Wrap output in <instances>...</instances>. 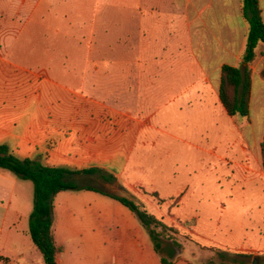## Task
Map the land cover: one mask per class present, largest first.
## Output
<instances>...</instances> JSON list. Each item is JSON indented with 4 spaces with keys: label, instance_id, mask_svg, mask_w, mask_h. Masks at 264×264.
Listing matches in <instances>:
<instances>
[{
    "label": "crops",
    "instance_id": "crops-1",
    "mask_svg": "<svg viewBox=\"0 0 264 264\" xmlns=\"http://www.w3.org/2000/svg\"><path fill=\"white\" fill-rule=\"evenodd\" d=\"M39 3L44 17L59 22L58 25L43 24L44 17L38 12ZM149 4L148 0H34L24 9L23 0H0V145L7 146L19 159H31L44 166L71 171L97 168L126 186L142 187L154 193H158L154 187L156 181L149 173L159 175L168 168L176 173L179 166L176 154L182 152L183 145L189 146L190 154L197 162L200 156L213 159L207 151L200 154L199 140L207 133L211 137L218 134V124L212 118L216 111L224 110L218 98L222 65L245 66L241 63L246 45L247 24L244 20L242 28L225 25L215 27L213 33L207 31L205 43L201 38L203 33L201 37L197 34L195 43L192 32L190 58L185 61L173 54L179 46L176 43L155 42L154 32L162 25L161 21H145V18L143 31L149 32L150 40L155 41L149 40L138 52L128 40L123 48L127 59L119 58L116 49L105 44L98 45L97 61L76 57L81 46L72 42L73 35L78 33L75 26L78 22L73 24L82 14L90 18L96 17L98 12V41H103L105 32L100 29L107 26L114 29L117 25L109 18L108 11L118 10L127 19L126 29L124 21L122 27L130 39L135 32L136 16L141 15V7ZM233 5L240 12V0H218L217 8L226 13ZM259 5L263 17L261 0ZM156 17L160 18L159 15ZM173 30L175 33V26ZM166 50L169 53L162 54ZM256 54H264V45L258 46ZM179 64H185L187 80L173 69L163 88L156 83L152 86L155 87L153 93L152 87L145 90L144 102L147 106L148 102L153 103L157 108L145 118L120 114L103 103L97 104L83 89L70 85L72 79L84 80L86 72L82 67L85 65L98 66V69L122 65L170 66L172 69ZM154 74L155 69L146 71L142 77L144 83L156 82L151 77ZM255 77L261 78L253 69L249 113L253 98L258 94L264 96V87H260L259 92L254 90ZM260 80L264 81L263 78ZM209 93L211 99L207 98ZM187 108L198 110L195 122L202 125L204 131L200 137L190 140L168 132V122L159 120L172 110L180 113ZM261 112L262 120L254 124L252 132L258 137L255 154L259 159V170L264 174L260 150L264 110ZM118 163L121 164L117 166ZM182 191L183 188L176 195H183ZM234 192L247 195L241 189L231 191L230 199ZM256 197L258 205L259 197ZM104 198L108 197L93 191L71 190L54 197L52 233L55 245L60 248L56 264H98V252L107 264H135L136 253L143 252L142 227L133 214L135 218L130 220L124 212H118L123 206ZM111 206L118 211L114 212ZM32 209V183L0 168V264H45L29 233ZM200 223L199 217L197 225ZM262 224L264 218L256 231ZM256 231L246 230L238 241L244 236L255 240ZM258 258L262 261L264 256ZM138 260L143 261V256L139 255Z\"/></svg>",
    "mask_w": 264,
    "mask_h": 264
},
{
    "label": "rangeland",
    "instance_id": "rangeland-1",
    "mask_svg": "<svg viewBox=\"0 0 264 264\" xmlns=\"http://www.w3.org/2000/svg\"><path fill=\"white\" fill-rule=\"evenodd\" d=\"M30 1L34 0H23L24 9ZM148 1L150 4L145 5L144 8L141 7V15L136 16L137 23L133 28L135 32L130 36V39L125 33L127 19L122 17L118 10L115 9L111 12L109 9L108 11V16H111L109 18H112L117 25L114 29H111L110 26H107L106 29H100V31L105 32L103 41H98V12L96 17L90 18H86L82 14L73 24L78 22L75 25L78 33L73 35L72 42L80 43L81 46L79 55L76 57H79L80 60L87 58L97 61L98 45L105 44L109 48L116 49L119 58L127 59L126 51L123 48L127 46L128 40H131L133 43L131 46L138 52L146 42H153L154 40H150L149 32L143 31L144 18L145 21L150 19L161 21L162 25L155 29L154 33L157 40L154 41L179 45L173 54L179 55L183 61L190 58L192 32L195 43L197 42V34L201 37L200 34L202 33L201 38L205 43L208 38L206 32L213 33L215 27L227 25L242 28L243 25L241 14L234 5L231 10L222 13L217 8L218 0ZM261 3L264 6V0H261ZM76 5L77 3L73 4L72 7ZM42 8V4L39 3L40 17L45 16L40 11L43 10ZM202 9H205L204 13L199 16ZM157 15L160 18L156 17ZM262 18L264 21V13ZM123 21L125 29L122 27ZM42 22L49 25L59 24V22L45 17ZM174 26L175 33H173ZM50 36L53 38V35ZM165 52L169 53L166 50L162 51V54ZM263 66L262 56L257 55L249 67L251 71L255 69L259 75ZM82 69L86 72L85 78L84 80L72 79L70 85L73 88L83 89L85 93L92 96L97 104L98 102L103 103L109 109L119 111L120 114L141 118L148 117L157 111L153 103L148 102L149 105L147 106L144 102L145 90L156 83L159 84L160 88H163L167 75L173 69H177V74L183 77L184 81L187 80L186 76H188L185 64L173 66L172 69L170 66L153 67L150 65L109 66L99 69L98 66L85 65ZM150 69L156 70V74L151 76L156 82L144 83L143 74ZM260 79L259 77L254 79L253 87L257 92H259L260 87H264V81L260 82ZM154 89L155 87L151 88V93ZM98 91L100 96H98ZM207 98H212L211 93L208 94ZM158 100L161 101L160 98ZM157 104L159 105V102ZM263 110L264 96L258 94L252 100L248 117H228L224 110H221L220 113L216 111L212 119L215 118V124H218V134L211 137L207 133L199 140L200 154L207 151L214 156L213 159L200 156V160L197 162L195 157L191 156L189 146L183 145L182 152L176 154L179 165L176 173H173L170 168L159 175H155L153 172L149 173L151 178L154 176L156 181L154 187L157 188L158 198L163 199V202H158V199L152 196L153 191L142 187L126 186L117 178L115 182H106L98 175H78L75 176L74 182L80 186H91L110 194L126 196L156 218L162 219L164 223L173 227L177 233L170 232V234L182 245V252L174 264H208L210 261L219 264L214 249L227 251L230 254L244 253L248 255L247 258L243 259L245 264H254L255 260L256 264H260L261 260L258 257L264 256V224L258 227V231L256 229L260 220L264 218V174L259 170V159L255 154L258 137L255 132H252V127L262 120L261 111ZM198 115V110L187 108L180 113L172 110L171 113L162 116L161 119L158 118L168 122L170 125L168 132L190 140L197 138V136L200 137L204 133L202 125L198 126L195 122ZM155 116H158V113ZM155 119L153 122L156 121ZM119 162H121V158ZM120 164L118 163L117 166ZM149 166L152 167L153 165L150 164ZM209 174H212L214 178ZM182 188L181 194L183 195H176ZM240 189L243 191L242 193L247 195L234 192L233 197L229 198L232 196V193L229 194L231 191H239ZM249 191L258 195L260 209L257 205L256 195ZM104 199L109 200V198ZM113 203L120 205L117 202ZM110 208L114 212L118 211L115 207L111 206ZM118 212L120 214L124 212V215L130 220L134 217L126 208H120ZM199 217L200 226L197 225ZM136 221L139 224L137 219ZM230 227L232 234L229 236ZM246 230L256 231L255 240L250 239V236H244L241 241H238ZM142 233L141 250L143 252L136 253L135 264H160L143 228ZM72 248L70 246V249ZM38 255L40 256L39 253ZM139 255L144 258L141 262L138 260ZM132 258H135L134 255ZM98 264H107L106 259L99 252Z\"/></svg>",
    "mask_w": 264,
    "mask_h": 264
},
{
    "label": "trees",
    "instance_id": "trees-1",
    "mask_svg": "<svg viewBox=\"0 0 264 264\" xmlns=\"http://www.w3.org/2000/svg\"><path fill=\"white\" fill-rule=\"evenodd\" d=\"M240 13L247 24L246 45L241 55V63L245 66L234 67L223 64L221 67L218 98L229 117H248L252 88V71L250 65L255 60L256 50L264 45V21L259 0H240ZM264 60V54L262 55ZM264 79V66L259 72ZM262 169L264 171V136L260 144ZM0 168L10 171L21 180L30 181L33 185V209L29 216V233L31 240L42 256L45 264L55 262L60 248L55 245L52 233L54 197L63 191H93L106 196L133 214L148 235L153 252L160 264H174L181 252L182 245L170 234L177 231L156 218L145 208L126 196L110 194L95 187L76 184L75 176L99 175L106 182H115L113 175L105 171L91 168L82 171H71L66 168L44 166L31 159H19L5 145H0ZM158 202L157 193H152ZM219 264H245L243 259L248 255L229 253L214 249ZM208 264H214L210 261ZM260 264H264L262 259Z\"/></svg>",
    "mask_w": 264,
    "mask_h": 264
},
{
    "label": "water",
    "instance_id": "water-1",
    "mask_svg": "<svg viewBox=\"0 0 264 264\" xmlns=\"http://www.w3.org/2000/svg\"><path fill=\"white\" fill-rule=\"evenodd\" d=\"M50 264H56L55 262H52V263H50ZM254 264H256V261H254Z\"/></svg>",
    "mask_w": 264,
    "mask_h": 264
}]
</instances>
